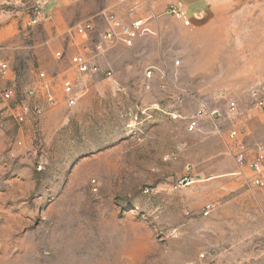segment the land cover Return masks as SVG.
<instances>
[{"label":"rangeland","instance_id":"1","mask_svg":"<svg viewBox=\"0 0 264 264\" xmlns=\"http://www.w3.org/2000/svg\"><path fill=\"white\" fill-rule=\"evenodd\" d=\"M165 1L0 0V61L21 86L47 73L60 102L29 138L0 119V264H264L262 197L231 155L234 125L217 129L199 118L226 112L235 99L242 125L259 126L249 89L252 70L264 63L228 58L243 44H264L252 36L264 30V21L253 20L264 15V0H212L217 15L201 31L160 15L158 37L96 60L112 71L109 79L70 64L83 46L68 35L75 25L103 28L108 12L147 17ZM37 2L49 20L31 26ZM52 18L59 25L48 30ZM161 29L176 31L163 36ZM148 69L156 73L150 89ZM66 79L79 94L73 108ZM194 119L199 125L190 132ZM185 177L194 183L174 190ZM209 204L215 209L205 215Z\"/></svg>","mask_w":264,"mask_h":264},{"label":"built area","instance_id":"2","mask_svg":"<svg viewBox=\"0 0 264 264\" xmlns=\"http://www.w3.org/2000/svg\"><path fill=\"white\" fill-rule=\"evenodd\" d=\"M163 15L173 16L187 23L189 21L186 12L177 6H170ZM158 19L159 16L151 15L139 17L132 10L128 19L117 12H108L104 16L103 28L90 21L75 25L68 31V35L71 39H81L84 43L81 52L70 58L72 69L82 75L112 78V71L103 70L96 60L115 47L133 48L142 39L158 37L159 31L156 26ZM48 20L49 16L45 8L37 2L32 7L30 25L37 26ZM90 50L93 53L92 57L88 55ZM56 57L61 59L64 53L57 52ZM180 64L179 60L175 62V66ZM12 74L9 63L0 61V119L16 125L19 133L29 138L30 130H39L42 126V120L48 108L56 107L60 102L54 95L52 82L47 73L39 72L37 79L25 86H21ZM155 76L153 69L146 71L145 80L148 83V89L151 88V82ZM164 76L165 74L161 73V77ZM62 87L67 107H75L79 94L74 88V83L66 79L62 82ZM250 98L259 116V126L254 130L242 125L241 107L233 100L228 101L226 112L217 108L210 112H203L199 118L209 117L215 122L217 129L221 128L225 121L234 125L228 133L227 143L239 169H247L250 172L251 176L248 178L250 186L261 193L264 215V85L253 89L250 92ZM198 125L199 120L194 119L189 124V131H196ZM253 133L258 134V139L254 143H249L247 139ZM19 144L22 145L21 140ZM194 181L191 177L178 179L172 184V188L179 190L192 185ZM214 209V205H206L203 213L209 215ZM201 258L205 260L203 261L205 263V255Z\"/></svg>","mask_w":264,"mask_h":264},{"label":"crops","instance_id":"3","mask_svg":"<svg viewBox=\"0 0 264 264\" xmlns=\"http://www.w3.org/2000/svg\"><path fill=\"white\" fill-rule=\"evenodd\" d=\"M170 6H177V7L182 8L186 12L187 17L189 19V21H188L189 28H191L192 30H195V31H201V30L209 28L211 23L214 21V18L217 15L216 14L217 11L215 9V6H214L212 0H167L160 5V7L158 8V11H157V8L154 7L150 15L151 16L163 15V13L166 12ZM159 11H161V12L160 13H154V12H159ZM118 14L120 16H122L123 18H126V19H128L129 15H130V14L124 15L121 13H118ZM243 16L245 17V13H243ZM52 19H53V22H51L49 25L46 24L44 26L48 30H52L53 26L58 27V25H59V22L56 20V18H52ZM248 20L250 21V18ZM253 20L257 21L258 23H259V21H264V15H260L257 18L253 17ZM179 24H181V23H179ZM156 26L158 28L159 27L161 28L160 21L156 22ZM161 30H162L161 32H162L163 36L174 35L175 31H176L175 29L174 30L161 29ZM159 34H160V31H159ZM252 36L254 38H258V39L264 38V30H262V32L261 31L255 32V30H254ZM79 40H81V39H79ZM81 42L84 43L83 40H81ZM140 45H141V43H140V41H138L136 46H140ZM212 45L213 46L215 45L217 48L216 44H211V46ZM221 50H222V47H221ZM231 56H233V57L228 58V61H235V62L243 61V62H248V63L263 62L264 63V44L260 40L251 41L247 44H243L242 50L236 49L233 52V55H231ZM216 57L217 58H213V60L219 59L218 56H216ZM249 70H251V69H249ZM252 71H254L255 73H254V77H253L254 80H252L253 86L249 89V97H250V92L253 89L261 87L264 85V66H262L260 68L258 67V69H253ZM230 100L236 101L235 99H230Z\"/></svg>","mask_w":264,"mask_h":264}]
</instances>
